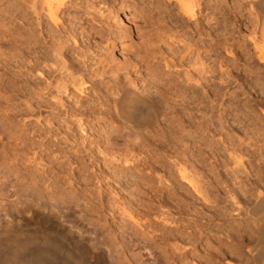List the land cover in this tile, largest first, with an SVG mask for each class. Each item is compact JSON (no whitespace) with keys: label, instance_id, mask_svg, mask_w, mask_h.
I'll return each instance as SVG.
<instances>
[{"label":"bare ground","instance_id":"6f19581e","mask_svg":"<svg viewBox=\"0 0 264 264\" xmlns=\"http://www.w3.org/2000/svg\"><path fill=\"white\" fill-rule=\"evenodd\" d=\"M171 1L164 4L166 12ZM209 1L176 0L179 11L169 29L153 22L140 0L122 1V24L109 0H0V264H92L94 259L97 264H264V118L256 116L261 126L245 122L246 107L264 106L252 92L264 87V0H234L229 8ZM130 7L133 19L127 17ZM244 10L251 21L241 27L236 17ZM180 13L195 22L192 40L179 31ZM204 15L214 17L217 26L200 21ZM138 18L142 24L135 23ZM134 30L138 47L117 59L112 47ZM241 43L253 49H236ZM248 65L259 67L255 81L242 73ZM36 77L45 83H34ZM150 77L167 83L149 85ZM188 91L192 107L168 102L188 100ZM21 100L36 113L42 106L29 100H50L62 111L60 124L54 126L51 118L43 125L66 135L76 128L87 135L90 119L114 114L124 124L100 154L114 169L129 171L130 178L121 175L125 171L108 172L112 167H81L68 154L44 146L27 148L19 136ZM164 105L175 118L189 111L187 122L194 128L191 138L180 130L171 146L174 187L154 163L139 160L134 147H122L129 129L152 131ZM7 134L10 143H4ZM63 138L70 155L91 153L87 139L79 149ZM44 153H54L56 164H70L66 184L78 191L73 201L56 194L64 182L55 172L48 175L41 164ZM21 161L40 166L38 177L21 175ZM81 171L93 176L80 181ZM7 172L14 176L15 192ZM83 194L93 197L89 205H80ZM22 198L27 200L18 206ZM4 202L15 207L8 211ZM93 214L99 215L97 222L83 230L81 221ZM138 241H152L161 260H153ZM141 256L146 260L139 261Z\"/></svg>","mask_w":264,"mask_h":264},{"label":"rangeland","instance_id":"374dc122","mask_svg":"<svg viewBox=\"0 0 264 264\" xmlns=\"http://www.w3.org/2000/svg\"><path fill=\"white\" fill-rule=\"evenodd\" d=\"M122 1L123 0H116V1L109 0L110 4L112 3L111 5L115 7V13H116L115 14L116 15L115 18L118 19V22L120 24H122L123 21H125V18H126V17L123 18L122 15L120 16V14H123L122 10L120 9ZM140 1H143V4L141 5L142 8L147 13L148 12L151 13L150 16L152 17V21L155 20L156 24L164 23L165 26H167V28H169V29L171 28V26H175L174 22H175L176 17L174 16V14L179 11L178 10L179 8L177 7L176 0H172L171 1V3L174 6L176 5V7H174V6L173 7L171 6L172 8L169 7V11H167V12L165 10V5L167 3V0H140ZM203 1H209V0H203ZM232 3H234V0H210L209 1V5L210 6L217 5V4H222V5H225L228 8H229L230 5H232ZM176 9H177V11H176ZM171 10H172V12L173 11H176V12L172 13ZM127 13H128L127 17L130 18V19H133V16H130V15H135V12H134L132 7H130V11H128ZM72 15H75V14H71V16ZM123 15H125V13ZM170 15H171V17L173 16L172 19L174 21L170 18ZM180 15H181L180 16L181 17V20H180V22H181L180 23L181 30L179 29V31L181 33L183 32V34L186 33V34H184L185 37L189 38L190 40H192L193 39L192 38L193 31L192 30H193V28L195 26V22L190 20L189 18L183 16V14H181V13H180ZM249 15H250L249 11H245L244 10L243 13L239 14V16L236 17V23L238 22L239 23V24L237 23L238 25L241 24L240 26L244 27L245 25H247L245 23H250V21H251V16H249ZM136 16H137V14H136ZM138 17H139V15H138ZM174 17H175V19H174ZM186 18L188 19V22H187ZM212 18L214 19V17H211V15H210L208 19H205V15H204L200 19V21H203L204 24H207V23L209 24V22H210V24H212V26H217V25H215V24H217V20H211ZM209 19H210V21H209ZM137 20L138 21H136L135 23H141V24L143 23L142 22L143 20H141L140 18H138ZM211 21H214V22H211ZM184 23H185V25H184ZM130 24L133 25V23H130ZM186 24H188V25L186 26ZM212 29H213L212 32L214 33V30L216 31V28L212 27L211 30ZM100 37L101 36L98 35L96 40L97 41L101 40ZM202 38L204 39V37H202ZM139 40H140V35L137 32V30L132 31V36H127V37H125L122 40L118 38L117 42H116V45H114L112 47V51L115 54L114 56L117 59L119 58L121 60L124 57L129 56L130 53L133 50H135L136 47H138L137 45H139V42H140ZM201 44L202 43H200V45ZM242 45H243L242 43L239 44L236 47V49H239V47H240V49H239L240 51L248 53L249 48H252L251 46L244 47ZM258 69H259V67H256V66L254 67V66H249L248 65V66L243 68L244 71H242V73L245 76L247 74H252L253 75V79L255 81L256 79H258V76H259V74L255 75L257 73ZM248 79H250V78H248ZM33 82L34 83H40V84L45 83L44 79L40 80L37 77L33 79ZM149 83L154 86V85H159L160 83H167V82H163V80H161V79H153V77L152 78L150 77V78H148V81H147V84H149ZM261 88H263V90ZM261 88L256 89V90L254 89V90H252V92L254 93L255 97L258 98V100H260L259 102H263L264 103V87H261ZM162 89H164V90L167 89V86H165V85L162 86ZM187 94H189V95H186L188 97L187 98L188 100H182V101L181 100H175V101L174 100H168V102L170 104H173V106H174V104H177V103H178L177 105H180L181 102H182V104H184V103L189 104V105L191 104L190 107H192L193 106V100H191V98L193 96L192 91H188ZM29 97H31V96H29ZM29 101H31L36 108L40 107V106H42V108L40 109L41 110L40 113L39 112H37V113L36 112H31V111L29 112L27 107H26V100H21V106L19 107L20 108L19 109L20 115H19V118H18V120H19L18 122H19V133H20L19 136H21V143H23V145H26V147H27V145L30 146V147L32 146L33 148L37 147L38 150H39V148H41V146L42 147L44 146L46 149H50V150L55 151V153H59L60 152V154H62V155L68 154L67 158L69 157V159H71L72 161L79 163L81 167L84 166V165L85 166L87 165L88 167L96 166V167H98L97 169L101 168V169H105V170H108V167H112V168L116 167V165H111L108 162L106 163L105 159H104V156L101 155L100 152L105 150V148L107 147L108 139L115 135V134H113L114 133L113 132L114 129L117 128V126H121L122 125L123 122L120 121L118 117L113 116L114 114L113 115L112 114L111 115L103 114L102 116H96V118L90 119L91 121L88 122L89 129H88V134L87 135L81 133V131L77 130V128L75 129L74 132L69 133V134L67 133V135H66L65 131H62L61 133L56 131V130L50 131V128H48L45 125H43L44 124V120H50L51 118L53 119L54 126L59 125L60 124L59 115H61V114H58V113L59 112L62 113V111H59V112H58V110L56 111L54 105L52 103H50V100H45L44 103L41 102L40 100H29ZM168 106L164 105V107H165L164 109H166V110H165V112L163 111L164 109L162 110L164 113L162 112L163 115L161 116V119H160L159 123H157L156 125L153 126V128H154L152 130L153 132L152 131H148V130H147L148 132L147 131L146 132L145 131L144 132H142V131L138 132V130H136V129L134 130L135 131L134 132L133 129L132 130L129 129L125 133V134H127V139H126L127 142H125V143L122 142L124 144V145L122 144V147L127 148V147L130 146L129 147L130 149H132L134 147L133 149L134 150L136 149L135 150V155L139 158V160H146V161H149L152 164L154 163L155 167H157L158 173L160 175H162V176H165V178H164L165 181H166V178H167V181H168V182L166 181L167 184H169L172 187H174L175 186L174 184L177 183V175L175 174V169L171 166V161L173 162V160H171V159L174 158L173 155H171V152H170L171 146H175L174 144H176L178 142L177 138L180 135L179 134L180 130L184 129L183 133H185L188 136L189 135L191 136L192 134H194V128L191 127L190 124L187 122L188 119H189L188 116L190 114L189 111L186 110L184 112L185 114H183L182 117L180 116L179 118L178 117L175 118V116H174V114L172 112V109L170 110V105H168ZM246 108L247 109L245 111L247 113L245 112L246 113L245 116H247L246 117L247 119H246L245 122H246V124L248 126H251L252 123H253V125L251 127H254L255 123L258 122L257 120L259 119V117L264 118V106L263 107L260 106V108H259V107H252L250 105V107L248 106ZM251 108H253L254 110L251 109ZM168 110H170L171 112L168 111ZM262 113H263V115H262ZM202 114L199 113V115H202ZM39 116L41 117L40 121L43 122L41 124L37 123L38 120H39ZM256 116H258V119L256 118ZM161 121H163L165 123H163ZM169 121H170V123H169ZM160 123L161 124L163 123L162 125H165V127H164V129L162 131L160 130V128H157V127H160V125H161ZM258 123L260 124V126L262 125V122H258ZM42 125H43V127H42ZM263 126H264V122H263ZM155 129H156L157 132L155 131ZM164 130H166V131H164ZM57 132L59 134H57ZM161 132H163L164 135H163V133L161 134ZM61 136H63V137H67L68 136L70 142H72L71 144L74 147H76V148L78 147L79 149H83V148H81L82 147V142H83L84 139H87V141H88L87 142L88 143L87 147L90 148L91 153L77 156V155L73 154V152H72L73 155L71 154L72 155L71 156L69 153H67L69 151V149L71 148V145H67L64 142L65 140H63L64 138L61 137ZM190 136L188 138L192 137V136L191 137ZM55 137H57V138H55ZM138 137H139V139H137ZM10 139H11V135L10 134L5 135L4 136V143H10V141H11ZM149 141H151V142H149ZM92 143H93V145H91ZM154 145H157V146H154ZM171 151H172V149H171ZM168 152H169V154H168ZM246 153H244V155ZM53 155H54V153H53ZM53 155H50V153H48V155L47 154L45 155V153H44V161H43L44 163L42 162L41 164H42V166L44 165L45 167H47V170L49 172L48 175H50V172H55L53 174H56V175H58L59 177L62 178L64 183L60 184L59 186H57V188H55L56 194L63 196L67 201H73L76 198V195H77L78 191L75 190L76 187H70L68 184H66V178L69 177V175L71 173L70 164L68 162H65V164L63 166H61L59 164H56L53 161V159H52ZM246 155L248 156V153ZM246 157H245V159L247 160ZM67 158H65L64 161H67ZM245 166L247 167V165H245ZM19 167H20L19 169H20L21 175L30 174L29 177H31V175H32V177H34V175H35V177H38V173H35V172H36V168L40 167V166H36L35 164H30V163H27L25 161H21ZM112 168L111 169L109 168L110 170H108V172L117 171V173L119 174V173H121V171H125V170H122L120 168V166L115 168L116 170L114 168L113 169ZM118 168H120V169H118ZM171 168L174 171H172ZM248 170H249V168H248ZM108 172H107V174H108ZM125 172H126V174L122 172L123 174H121V175L122 176L124 175V177L126 176L127 178H130L131 173H129V171H127V170ZM132 173H134V175H138L134 171H132ZM165 173H167V174H165ZM6 176H7L8 181H10L12 183V186L10 187V189H11V188H13V186H15L14 184L16 183V181L14 179V176L10 172L9 173L7 172ZM88 176L92 177L93 175L92 174H88V173H83V171H81L78 174V178L80 179V177H81L80 181H84L83 179L84 178L86 179ZM153 176L154 175H152V177ZM47 180H50V177L47 178ZM93 187L94 186H92V188L90 187V189L96 190V188L95 187L93 188ZM11 191L15 192L14 189H11ZM92 198L93 197H90L89 195H84L83 194V195H81L79 203L82 206L89 205L87 203L88 202L89 203L92 202ZM10 200H13V199H10ZM26 200H27L26 198H24V199L22 198V200L20 199V202L18 203V206H19V204L25 202ZM6 203L7 202H4V204L6 205L5 206L6 209L8 211H12V209L15 206L9 205V204L7 205ZM70 213L74 217H80L79 209L77 207H75V206H70ZM98 216L99 215H97V214H93L92 218H90L91 220H88V219L86 220V218L83 219V221H81V223H80L81 228L83 230H85L88 227L87 225L90 226V225L95 224L97 222V219L99 218ZM100 217H101V215H100ZM141 219H143V216L141 217ZM170 229L171 230L169 232L174 233L172 231L173 227H170ZM99 234H100V232H99ZM76 236H78V235L76 234ZM136 238L139 239V237H136ZM105 242H106V245H109V243H108L109 240L105 239ZM137 245L144 246L146 248L147 252L151 253V257H152L153 260H158V259L161 260V257H159V256H161V254L158 251V249L154 246L152 241H146V242H141V243H139V241H138ZM141 258L139 259V261H142V260L145 261L147 257L146 256H141ZM92 264H97L95 259L93 260Z\"/></svg>","mask_w":264,"mask_h":264}]
</instances>
